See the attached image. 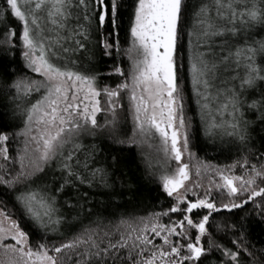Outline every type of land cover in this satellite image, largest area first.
I'll return each instance as SVG.
<instances>
[{
    "label": "snow or ice",
    "instance_id": "obj_1",
    "mask_svg": "<svg viewBox=\"0 0 264 264\" xmlns=\"http://www.w3.org/2000/svg\"><path fill=\"white\" fill-rule=\"evenodd\" d=\"M261 33L264 0H0V264H264ZM133 149L166 198L145 214Z\"/></svg>",
    "mask_w": 264,
    "mask_h": 264
},
{
    "label": "trees",
    "instance_id": "obj_2",
    "mask_svg": "<svg viewBox=\"0 0 264 264\" xmlns=\"http://www.w3.org/2000/svg\"><path fill=\"white\" fill-rule=\"evenodd\" d=\"M129 3H131V0H129ZM4 23L10 24L11 26L15 27L17 26V22L13 20L10 16L7 21ZM125 24H127V17L125 16ZM261 36H264V33H261ZM121 42H122V47L127 48L129 46V41L125 39V33L123 29L121 30ZM186 45H187V38L185 37V64H186V57H187V50H186ZM87 53L84 54L83 57H81L82 63L87 64ZM123 66L127 69L129 66V61L127 58H124V64ZM190 95V91H189ZM126 101V100H125ZM127 105V104H125ZM192 108L195 109V105L192 104ZM191 114V113H190ZM99 119L101 122L104 120V114H101L99 116ZM197 124H199V118L197 117ZM122 133H127L128 135H131L132 133V124L130 119L125 122L124 120V115L123 113L121 114L120 117V129ZM227 138H225L226 141ZM87 143H91L92 140L91 138H87ZM229 145L227 142L221 143L220 139L217 138L215 145H213L211 142L207 140L202 134L200 133L199 137V142L194 148V151H197V155L199 156L200 159H203L205 162H211V163H216V164H224V163H229L232 162V160L235 159V155L233 153L228 152ZM144 153V152H143ZM125 155L127 156L128 153L126 152ZM144 156L147 158V162H150L153 164V166H156L158 168L159 165L154 163L150 156L146 153H144ZM132 157H134V162L130 165L128 169L125 170L123 173V184H124V191L127 193L128 185H134L140 194H142V200L143 203L140 205V207L133 208L131 205L129 206V211L133 212L135 214H145L143 209L145 206L148 207L149 210H152V204L155 201L156 203L163 202L162 198L161 200L156 199V194L157 190L154 185L150 184L148 181V178L145 174V164L140 162V156L138 154L137 149L132 150ZM119 186V185H118ZM85 191H88L90 193L88 199L92 200L94 202H99L103 203L105 202V197L103 195H93L91 193L94 192L93 189H84ZM141 197H138L140 199ZM219 198V197H218ZM130 195H125L122 199L120 197H114L113 202H119V203H124V201L131 200ZM11 208V205H9ZM251 209V205L248 206L247 210ZM123 211V210H122ZM239 215H243V212H240ZM95 218V217H94ZM221 217H217V219H220ZM84 223L87 224L88 220L84 219ZM215 229L213 228V231ZM222 236V234H220ZM224 242H226V238H223ZM256 243L257 247L261 246L259 243V237H256Z\"/></svg>",
    "mask_w": 264,
    "mask_h": 264
},
{
    "label": "rangeland",
    "instance_id": "obj_3",
    "mask_svg": "<svg viewBox=\"0 0 264 264\" xmlns=\"http://www.w3.org/2000/svg\"><path fill=\"white\" fill-rule=\"evenodd\" d=\"M125 104H127V100L125 101ZM158 142H152V146L150 147L148 143H145L143 146V152L148 154L150 156V158L155 161L154 163L158 164L160 168H163L166 166V162L163 160L162 158V154L158 152ZM185 162H188L187 157H185ZM207 163H211V162H207ZM231 163V162H229ZM214 165H224V164H216V163H211ZM193 178L196 179L195 177V170L193 169ZM206 183V181H205Z\"/></svg>",
    "mask_w": 264,
    "mask_h": 264
}]
</instances>
